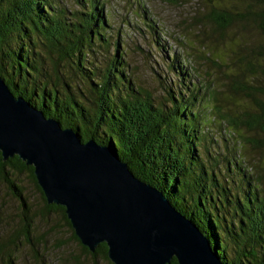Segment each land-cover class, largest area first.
Segmentation results:
<instances>
[{
  "label": "trees",
  "instance_id": "1",
  "mask_svg": "<svg viewBox=\"0 0 264 264\" xmlns=\"http://www.w3.org/2000/svg\"><path fill=\"white\" fill-rule=\"evenodd\" d=\"M227 1L212 4L196 22H208L221 40L228 29L242 32L248 26L262 36L261 43L240 51L231 49L240 45L236 40L227 41L228 67L235 73L226 76L225 88L228 99H241L240 112L218 103L212 83L197 87L175 54L167 68L179 82L168 88V105L155 104L132 82L124 50L108 32L111 25L101 0H73L75 9L62 0H0V78L14 97L72 130L82 143L92 140L108 148L136 179L160 192L199 230L222 264H264V162L253 164L251 174V168L226 158L222 176L218 160L205 147L207 142L216 145L217 139L206 132L217 121L227 137L248 152L243 151L244 157L264 154V0H237L241 10L227 6ZM147 28L157 35L154 25ZM196 37L202 49L214 51L220 44L201 34ZM210 55L206 52L201 59L210 61ZM213 59L212 66L220 69L219 59ZM202 98L214 103L205 107L211 120L201 109ZM22 174L28 175L46 211L61 214L82 251L112 264L105 244L90 253L75 237L64 208L46 203L32 166L17 156L3 161L0 154V183L25 210L15 181ZM22 223L30 243V221L24 216ZM15 244L12 237L0 246V253ZM6 264H13L10 254ZM170 264L178 263L172 259Z\"/></svg>",
  "mask_w": 264,
  "mask_h": 264
},
{
  "label": "water",
  "instance_id": "2",
  "mask_svg": "<svg viewBox=\"0 0 264 264\" xmlns=\"http://www.w3.org/2000/svg\"><path fill=\"white\" fill-rule=\"evenodd\" d=\"M14 97L0 78V154L32 166L48 205L64 208L90 253L107 247L112 264H222L199 230L165 197L136 179L108 148Z\"/></svg>",
  "mask_w": 264,
  "mask_h": 264
},
{
  "label": "rangeland",
  "instance_id": "3",
  "mask_svg": "<svg viewBox=\"0 0 264 264\" xmlns=\"http://www.w3.org/2000/svg\"><path fill=\"white\" fill-rule=\"evenodd\" d=\"M62 1L70 9H75L73 0ZM101 2L111 25L108 32L112 36V42L118 38L120 47L124 50L123 60L128 65L132 82L137 88L148 93L155 104L164 102L168 105L166 101L168 88L173 90L174 83L178 81V76L167 68L171 56L175 54L183 66L182 72L188 73L190 80L197 83V87L204 88L207 83H212L217 93L215 99L223 108H231L230 111L233 113L241 111L243 108L241 99L238 97L228 99V91L225 88L226 84L228 85L226 76L231 71L235 73L232 66L231 69L228 67L231 58L227 41L233 38L232 40L240 44L236 47L231 46L232 50H244L245 46H254L263 41L257 30L251 26L242 32L231 28L226 32L225 40L224 38L221 40L219 32L214 31L208 22L197 23L196 18L207 13L210 6L217 4L218 0H181L177 4H172L171 0H101ZM240 3L237 0H228L226 5L241 10L243 5ZM147 25H154L157 35L152 34ZM198 34L218 40L220 44L214 51L207 46L202 49V44L196 37ZM206 52L212 53L210 61L201 59ZM213 58L219 59L220 69L212 66ZM182 90L184 91V86ZM202 93L203 91L200 94ZM203 99L201 109L210 114L208 115L211 120L212 114L205 107L210 109L214 103ZM223 130V127L214 121L206 134L210 135L209 138L217 139L216 145L207 142L205 146L212 150L211 156L218 160L220 174L226 175L224 162L226 158L231 160L232 157L245 169L251 168V174H255L253 164L263 163L264 154L256 151L244 157V150L234 144V139L228 138ZM210 163L212 166L216 164L214 160ZM15 181L23 192L27 209L22 210L20 203L11 197L6 186L0 183V246L7 244L12 237L16 242L15 246L9 245L7 248L9 253L7 250L0 253V264H6L7 254L11 255L13 264H109L101 257L92 258L82 251L73 240L71 230L63 221L61 214L46 211L27 174L16 176ZM24 216L30 221L28 227L30 243L25 240V234H22L25 228L22 223Z\"/></svg>",
  "mask_w": 264,
  "mask_h": 264
}]
</instances>
